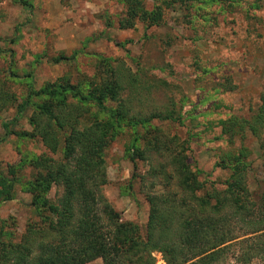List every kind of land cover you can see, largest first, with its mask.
Masks as SVG:
<instances>
[{"label": "rangeland", "instance_id": "rangeland-1", "mask_svg": "<svg viewBox=\"0 0 264 264\" xmlns=\"http://www.w3.org/2000/svg\"><path fill=\"white\" fill-rule=\"evenodd\" d=\"M29 1L30 13L18 0H0V83L15 98L0 109V171L11 177L9 168L15 170L12 195L0 202V250L20 241L28 224L39 221L27 190L35 173L30 161L51 154L39 138L24 133L32 131L34 105L16 118L18 105L30 86L39 90L62 76L72 84L95 78L98 94L106 87L100 86L101 78L117 69L121 89L117 98L104 101L108 109L121 104L141 118L155 113L175 117L134 126L122 121L103 151L107 180L99 192L141 235L148 216L146 194L181 193L163 151H149L145 158H135V165L131 160L132 149L154 136L178 144L196 178L218 189L229 175L220 165L221 154L245 147L251 161L246 185L258 199L264 191V133L256 137L248 132L230 142L219 120L249 118L264 93V0H187L171 6L143 0L147 10L160 5L162 19L151 25L138 19L132 27L119 23L125 13L121 0ZM87 107L93 117L109 120L95 103ZM60 194L54 186L47 196L54 200ZM229 226L234 239L210 264H264L257 255L242 262L243 246L258 233H247L236 220ZM151 255L153 264H166L161 252ZM85 264L103 263L96 258Z\"/></svg>", "mask_w": 264, "mask_h": 264}, {"label": "trees", "instance_id": "trees-1", "mask_svg": "<svg viewBox=\"0 0 264 264\" xmlns=\"http://www.w3.org/2000/svg\"><path fill=\"white\" fill-rule=\"evenodd\" d=\"M18 1L30 13L31 2ZM121 1L125 6L119 20L122 27H132L138 19L148 25L160 23V5L147 10L143 0ZM176 2L187 0H161L166 6ZM96 81L93 78L72 84L62 76L39 90L29 85L18 105L16 118L26 106L34 105L29 118L32 131L24 133L39 138L51 154L30 161L35 173L27 190L32 194L31 205L39 221L28 224L20 241L8 242L0 250V264H85L96 258H101L103 264H153V250L162 253L166 264H210L220 259L223 247L226 250V243L234 239V230L229 226L234 220L246 227L247 233H258L253 241L245 239L248 245L243 246L246 251L242 262L253 255L264 261V191L258 199L251 197L246 185L251 161L243 146L235 153L221 154V167L229 169L221 189L200 182L180 156L179 145L170 139L158 135L148 139L142 148L134 147L132 161L145 158L149 151H163L181 193L146 194L149 207L144 236L135 223L121 219L99 192L107 180L103 151L120 122L134 126L155 117L172 116L155 113L141 118L129 114L121 104L108 109L104 101L117 98L121 89L118 70L113 68L101 78L100 86L106 87L98 94ZM89 85L94 87L88 92ZM33 96L40 101L34 103ZM14 99L0 83V109ZM88 102L107 112L109 120L93 117ZM219 122L222 135L230 142L248 132L260 137L264 133V93L249 118L233 115ZM260 149L264 173V142ZM9 174L11 177L0 171V202L13 192V167ZM54 186L61 188V194L52 200L47 193Z\"/></svg>", "mask_w": 264, "mask_h": 264}]
</instances>
